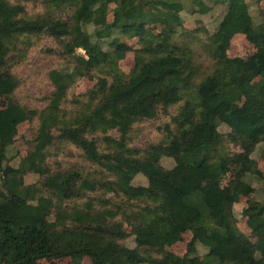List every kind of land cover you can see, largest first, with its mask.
Segmentation results:
<instances>
[{
  "label": "trees",
  "instance_id": "trees-1",
  "mask_svg": "<svg viewBox=\"0 0 264 264\" xmlns=\"http://www.w3.org/2000/svg\"><path fill=\"white\" fill-rule=\"evenodd\" d=\"M111 0H0V96H13L19 80L9 65L12 47L36 35L60 42V56L75 59L70 71L54 70V91L41 110L11 102L0 110V264H39L41 259L74 258L71 264H264V207L244 211L256 243L237 227L234 205L239 196L254 193L249 182L262 176L253 152L264 150V66L258 82L240 59L227 55L232 38L243 34L255 45L264 63V23H259L245 0H228L226 13L212 36L214 56L222 67L194 89L195 68L172 44L179 16L160 13L148 20L153 0H120L117 16L106 23ZM203 6L201 0H193ZM43 11L29 14L26 4ZM164 4V2H162ZM209 11L205 9L204 12ZM165 24L161 40L147 30ZM95 27L96 39L85 27ZM144 35L136 68L126 75L118 63L130 49L121 35ZM109 37L106 50L98 41ZM83 50L86 56L78 54ZM102 69L103 78L70 111L63 104L75 82ZM193 91V94H189ZM244 100L242 109L237 103ZM185 102L173 117L163 142L144 149L129 146L135 124L157 119ZM38 120V133L19 167L6 164L19 125ZM230 130L225 136L219 129ZM118 131L119 139L106 136ZM58 139L78 147L102 177L88 178L75 167L52 169L48 155ZM106 133L102 148L94 135ZM249 143L248 153L228 191L222 188L229 143ZM173 162L171 167L164 159ZM39 180L26 185L24 176ZM146 185H135L136 177ZM100 189L105 190L102 201ZM113 194L120 198L114 200ZM72 201L82 204L70 206ZM97 203L100 205L98 206ZM142 205L130 216L131 233L119 219L128 205ZM186 225L193 233L184 257L168 252L163 239ZM133 237L134 247L126 241ZM199 246L206 251L198 254Z\"/></svg>",
  "mask_w": 264,
  "mask_h": 264
},
{
  "label": "rangeland",
  "instance_id": "rangeland-1",
  "mask_svg": "<svg viewBox=\"0 0 264 264\" xmlns=\"http://www.w3.org/2000/svg\"><path fill=\"white\" fill-rule=\"evenodd\" d=\"M249 5L250 12L257 22L264 23V0H245ZM164 2V4H162ZM203 6L197 5L193 0H153L145 8V14L150 20L153 16L160 13H169L172 16H179L181 25L177 26L172 44L178 47L184 53L190 65L195 68V75L192 80V86L195 87L207 76L212 75L215 71L222 67V61L214 56V47L212 36L217 31L221 20L223 19L228 0H201ZM120 0H111L109 4L110 12L105 20L106 23H112L117 16V8L120 6ZM29 14H36L43 11V7L36 4H26ZM205 9L209 11L204 12ZM147 30L154 37L152 41H159L163 37L165 24L149 23ZM86 31L96 39L95 27L87 26ZM121 41L126 42L130 49L126 55L118 63L120 72L129 75L136 68L139 51L143 48L146 37L137 35L128 37L121 35ZM111 38L106 37L99 39V43L106 49H109ZM61 51L60 42L46 35H36L30 38V43L26 44L24 38L22 41L12 47L9 65H12L13 74L19 80V87L12 96H0V110L6 109L11 102L17 101L27 108L41 110L48 104V99L54 91L53 84L50 80V73L54 70L70 71L75 66V59L65 58L59 55ZM78 54L86 56L83 50H78ZM227 55L232 59H240L244 68L254 77V81L258 82L261 78L260 70L264 63L260 59V54L254 44H252L245 35L237 34L232 40L228 48ZM110 70L95 72L91 77H82L78 79L68 92V96L63 106L67 111L72 110L78 105V102H86L88 93L95 88L101 79L109 76ZM193 91H189V94ZM185 102L169 108L167 114H160L157 119H149L138 122L134 125L129 135V146L135 149H144L152 144L163 142L167 136H170L167 129L174 128L173 117L177 115L181 106ZM244 100L237 103V107L242 109ZM19 133L15 143L10 150V157L13 159L6 162L8 165L19 167L21 160L26 158L33 146V140L36 139L38 133V120L26 121L19 125ZM220 131L228 136L230 130L225 126L219 127ZM106 133H98L94 135L99 138L101 147H105L103 139ZM55 144L51 147L47 159L48 165L52 168H69L75 167L80 169L88 178L102 177L101 170L88 162L82 151L75 145L58 139L59 132H55ZM106 136L116 139L121 137L118 131H109ZM249 143L240 140L237 143H229L228 153L230 160L225 164V175L222 182V188L226 191L230 189L232 180L235 179L236 173L242 163L244 156L248 153ZM253 157L258 162L262 176H253L249 178V182L255 187V192L249 195L239 196L235 205L234 213L237 218V227L251 242L256 243L259 238L252 233L248 227L247 217L244 211L250 208L264 207V150L263 152L257 148L253 152ZM163 164L171 167L173 162L170 159H164ZM25 184L32 185L38 182L39 178L27 173L24 176ZM135 185H146L147 181L142 176H138L134 180ZM3 186V179L0 176V188ZM105 194L104 189H100L99 198ZM115 198L118 204L120 198L113 194H106ZM83 201H72L70 206L82 204ZM99 206L100 204L97 203ZM138 206L128 205L124 212L121 213L119 219L122 220L123 228L127 233H131L133 221L130 219L132 212ZM193 233L186 225L180 226L175 234L167 235L163 239V247L166 251L184 257L188 252V244L192 241ZM127 245L134 247V238L131 237L126 241ZM198 254L204 256L206 251L199 246ZM74 258H44L39 264H71ZM84 264H92V260L88 257L83 259Z\"/></svg>",
  "mask_w": 264,
  "mask_h": 264
}]
</instances>
